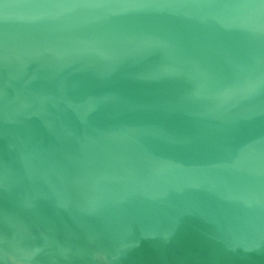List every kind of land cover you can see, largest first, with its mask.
<instances>
[{"label": "water", "instance_id": "water-1", "mask_svg": "<svg viewBox=\"0 0 264 264\" xmlns=\"http://www.w3.org/2000/svg\"><path fill=\"white\" fill-rule=\"evenodd\" d=\"M0 264H264V0H0Z\"/></svg>", "mask_w": 264, "mask_h": 264}]
</instances>
